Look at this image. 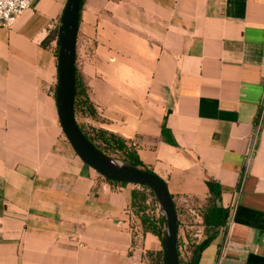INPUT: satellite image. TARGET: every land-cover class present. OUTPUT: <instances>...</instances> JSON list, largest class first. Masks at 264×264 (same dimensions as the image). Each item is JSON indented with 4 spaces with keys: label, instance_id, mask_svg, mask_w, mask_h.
<instances>
[{
    "label": "crops",
    "instance_id": "0c3cea01",
    "mask_svg": "<svg viewBox=\"0 0 264 264\" xmlns=\"http://www.w3.org/2000/svg\"><path fill=\"white\" fill-rule=\"evenodd\" d=\"M65 2L33 0L0 26V264H154L162 240L142 233L133 187L103 180L60 128L41 42ZM75 44L99 127L174 206L228 209L203 225L196 264H264V0H84Z\"/></svg>",
    "mask_w": 264,
    "mask_h": 264
},
{
    "label": "water",
    "instance_id": "95a60500",
    "mask_svg": "<svg viewBox=\"0 0 264 264\" xmlns=\"http://www.w3.org/2000/svg\"><path fill=\"white\" fill-rule=\"evenodd\" d=\"M80 2L81 0H66L57 25L54 98L60 128L76 156L100 176L152 191L163 218L162 264H180L182 261L178 241L179 238L183 239V242L187 241L179 231L175 206L166 183L147 169L128 163L119 167L108 164L107 160L111 158L99 152L85 138L74 118V53ZM200 250H197V254Z\"/></svg>",
    "mask_w": 264,
    "mask_h": 264
},
{
    "label": "trees",
    "instance_id": "16d2710c",
    "mask_svg": "<svg viewBox=\"0 0 264 264\" xmlns=\"http://www.w3.org/2000/svg\"><path fill=\"white\" fill-rule=\"evenodd\" d=\"M84 0H81L79 6V13L81 10V6ZM79 16V15H78ZM57 36V29L54 28L50 30L45 38L42 40V45H48L50 42L55 41ZM56 55V47L54 49ZM74 68H75V77H74V101H73V109L74 115L75 113H79L84 117H89L94 121L101 122L99 115L93 105V102L89 97V87L86 84L83 75L80 73L76 65V44H75V53H74ZM52 94L55 92V85L51 88ZM77 123V122H76ZM79 129L85 136V138L101 153L105 154L107 151H116L121 154V158L125 163H128L134 167L142 168V163L139 160L135 148L128 141L122 139L118 135L107 131L101 127H91L90 131H85L78 123ZM162 137L166 142L172 144V140L168 135V131L164 125H162ZM106 182L112 185L125 186L126 183L110 181L103 177H101ZM208 188L215 194H218L214 188L211 189V184L207 183ZM131 210L133 214L137 217L140 224V229L143 234L146 232L152 233L157 236L160 240H162L163 234V218L162 216L155 217L153 213V206L156 201L153 193L145 187L135 186L131 190ZM148 200H150L148 202ZM178 226L185 228V239L188 243L189 248L192 249V254L190 259L185 262H180V264H196V260L194 259L195 252L203 246H205L211 239V237L206 238L199 245H194L192 241V234L195 230V226L198 223H202L203 225H211V226H221L224 225L228 218V209L222 207H207L205 209H193L191 211L187 208H181L178 210L175 206ZM199 219V220H198ZM145 259L154 264L162 263V251H147L145 253Z\"/></svg>",
    "mask_w": 264,
    "mask_h": 264
},
{
    "label": "built area",
    "instance_id": "2783aa9c",
    "mask_svg": "<svg viewBox=\"0 0 264 264\" xmlns=\"http://www.w3.org/2000/svg\"><path fill=\"white\" fill-rule=\"evenodd\" d=\"M32 2L33 0H0V26L5 28L11 27L18 17L30 7ZM202 228V223H198L195 226L191 241L194 245L198 244L202 238ZM183 245L182 248H179L182 262H184L183 254L185 253L188 243L183 242Z\"/></svg>",
    "mask_w": 264,
    "mask_h": 264
},
{
    "label": "rangeland",
    "instance_id": "374dc122",
    "mask_svg": "<svg viewBox=\"0 0 264 264\" xmlns=\"http://www.w3.org/2000/svg\"><path fill=\"white\" fill-rule=\"evenodd\" d=\"M58 22H59V19L57 20V22L56 23H54L53 25H52V27L49 29V31L50 30H52V29H54V28H56L57 29V25H58ZM48 31V32H49ZM52 43H53V45H54V47H53V49H55V47H56V38H55V41H52ZM49 45V44H48ZM51 92H52V90H51ZM55 93V92H54ZM55 99V98H54ZM56 106V105H55ZM74 118H75V120H76V122L85 130V131H90V128L91 127H99V124H98V122L99 121H94V120H92L91 118H89V117H84V116H82L81 114H79V113H75V115H74ZM105 156H107V157H109V158H111V159H114V160H117V161H120L122 164H126L127 165V163H125L123 160H122V158H121V154L119 153V152H116V151H107L105 154H104ZM116 161V162H117ZM97 173V172H96ZM98 174V173H97ZM99 175V174H98ZM100 176V175H99ZM100 177H102V176H100ZM130 185V184H129ZM130 187H135V186H133V185H130ZM151 191V190H150ZM152 192V191H151ZM154 196V195H153ZM155 197V196H154ZM156 199V198H155ZM150 200H148V202H149ZM177 207V209L178 210H181V208H183V207H181V206H176ZM153 213L155 214V217H158V216H160L161 215V209H160V207H159V205H158V203H157V200L155 201V203H154V206H153ZM179 231H180V233L182 232V234L184 235V237H185V234H184V232H185V228L184 227H179ZM182 240V242H183V239H181ZM183 245V244H182Z\"/></svg>",
    "mask_w": 264,
    "mask_h": 264
},
{
    "label": "bare ground",
    "instance_id": "6f19581e",
    "mask_svg": "<svg viewBox=\"0 0 264 264\" xmlns=\"http://www.w3.org/2000/svg\"><path fill=\"white\" fill-rule=\"evenodd\" d=\"M117 160H114V159H108L107 162L108 164L110 165H113V166H116V167H119L120 165H122V163L120 161H117Z\"/></svg>",
    "mask_w": 264,
    "mask_h": 264
},
{
    "label": "flooded vegetation",
    "instance_id": "af4514ba",
    "mask_svg": "<svg viewBox=\"0 0 264 264\" xmlns=\"http://www.w3.org/2000/svg\"><path fill=\"white\" fill-rule=\"evenodd\" d=\"M180 243H181V240L179 241V244L178 245H181Z\"/></svg>",
    "mask_w": 264,
    "mask_h": 264
}]
</instances>
